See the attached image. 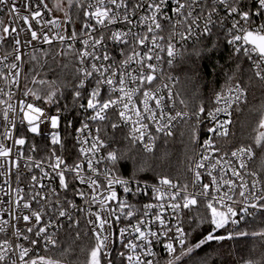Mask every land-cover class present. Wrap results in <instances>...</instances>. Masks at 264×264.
<instances>
[{
  "label": "snow or ice",
  "instance_id": "6c2138e0",
  "mask_svg": "<svg viewBox=\"0 0 264 264\" xmlns=\"http://www.w3.org/2000/svg\"><path fill=\"white\" fill-rule=\"evenodd\" d=\"M225 53L224 86L189 109L172 70L198 79ZM257 89L264 0H0V264H64L73 245L80 264H213V242L264 239L244 230L264 217ZM180 123L192 154L163 174L140 154Z\"/></svg>",
  "mask_w": 264,
  "mask_h": 264
},
{
  "label": "trees",
  "instance_id": "16d2710c",
  "mask_svg": "<svg viewBox=\"0 0 264 264\" xmlns=\"http://www.w3.org/2000/svg\"><path fill=\"white\" fill-rule=\"evenodd\" d=\"M224 56L225 58L221 59L219 54H217V57L211 63L198 61L202 69L200 73L196 74L198 79L194 78L192 71L194 65L191 61L177 63L174 71L180 83L177 84L176 91L181 93V97L188 103L189 109H194L200 103L210 104L213 91L224 86L225 74L229 70V65L226 60L227 53ZM205 64H207V67H205ZM212 64L224 65V70L217 72L213 69ZM249 100V107L253 105L259 107L261 102L264 101V94L257 89L249 96ZM258 115L259 113H250L245 108L243 113L236 116L235 119L237 122L234 128L237 133L236 139H246L249 136ZM175 131V136L167 138V140L163 137L158 140L153 154H140L144 156L147 163L153 164L154 166L158 165L157 171L173 176L183 172L186 163V152L188 155L192 154L191 149L186 150L185 148L187 143L186 126L180 123ZM181 131H185L184 136L180 135ZM227 146L230 147V145ZM165 153H167L166 159L161 160L160 157L164 156ZM133 154L135 155V153ZM261 229H264V217H261L260 213L256 217L247 220V225L244 228L249 233L260 231ZM68 243L70 241H65V247H67ZM77 243L80 246H84L86 242L80 241ZM73 247L76 248V251L62 258L64 264H80L83 261L84 255L79 251V247H76V245H73ZM199 255L201 257L206 255L210 256L213 264H243V261L248 259L262 261V257H264V239L249 235L247 237H238L233 240L224 241L220 244L213 242L211 247L206 246L205 249L199 252ZM262 264H264V261H262Z\"/></svg>",
  "mask_w": 264,
  "mask_h": 264
},
{
  "label": "built area",
  "instance_id": "2783aa9c",
  "mask_svg": "<svg viewBox=\"0 0 264 264\" xmlns=\"http://www.w3.org/2000/svg\"><path fill=\"white\" fill-rule=\"evenodd\" d=\"M49 3H51V0H49ZM172 75L178 77V76L176 75V72L174 71V69L172 70ZM176 86H177V85H176ZM180 108H181V106H180L179 103L177 102V109L179 110ZM178 125H179V124H177V126H178ZM177 126H176V127H177ZM158 140H159V139H158ZM158 140H157V142H156V146H157ZM144 199H148V198L145 197ZM258 214H259V213H257V214H256L255 216H253V217H247L246 219H247V220L252 219V218L256 217ZM156 250L160 253L161 256H165V253H163V251H162L161 248H157Z\"/></svg>",
  "mask_w": 264,
  "mask_h": 264
}]
</instances>
